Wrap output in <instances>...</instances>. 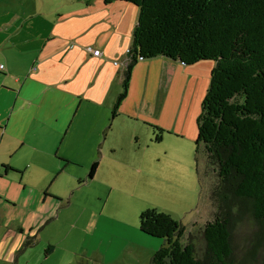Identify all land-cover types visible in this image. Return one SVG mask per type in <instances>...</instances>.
I'll return each instance as SVG.
<instances>
[{
    "label": "crops",
    "instance_id": "obj_1",
    "mask_svg": "<svg viewBox=\"0 0 264 264\" xmlns=\"http://www.w3.org/2000/svg\"><path fill=\"white\" fill-rule=\"evenodd\" d=\"M64 1L49 13L0 0V264H49L57 220L74 206L72 167L87 171L97 162V176L104 162L89 161L83 149L93 154L113 142L116 126L130 137L140 128L153 133L147 124L199 135L215 63L138 62L115 118L140 11L130 3Z\"/></svg>",
    "mask_w": 264,
    "mask_h": 264
},
{
    "label": "trees",
    "instance_id": "obj_2",
    "mask_svg": "<svg viewBox=\"0 0 264 264\" xmlns=\"http://www.w3.org/2000/svg\"><path fill=\"white\" fill-rule=\"evenodd\" d=\"M101 1L130 3L140 11L115 118L138 62L163 57L186 66L215 63L196 140L197 159L207 160L203 181L217 176L211 191L215 218L203 230L206 251L200 257L192 237L182 243L181 223L150 209L141 215L142 232L166 242L151 264H234L236 212L264 227V0ZM153 127L161 142L164 129Z\"/></svg>",
    "mask_w": 264,
    "mask_h": 264
},
{
    "label": "rangeland",
    "instance_id": "obj_3",
    "mask_svg": "<svg viewBox=\"0 0 264 264\" xmlns=\"http://www.w3.org/2000/svg\"><path fill=\"white\" fill-rule=\"evenodd\" d=\"M15 1L26 12L50 13L60 10L64 0ZM191 115L188 112L185 121L187 130L192 127ZM146 126L153 133L148 128L141 133L140 128L131 137L123 126H116L113 142L99 146L93 154L92 149H83L89 161L104 164L97 176L90 173L95 163L87 171L81 164L72 167L77 174L72 175L77 179H72L69 197L74 206L57 220V252L49 264H151L166 242L142 232L141 215L150 209L181 223L186 228L182 243L187 245L192 237L203 256V230L215 218L211 191L217 176L213 173L203 181L207 160L197 159V139L189 133L181 136L164 130L162 141L157 142L154 125ZM236 213L233 263L264 264V227L250 214Z\"/></svg>",
    "mask_w": 264,
    "mask_h": 264
},
{
    "label": "built area",
    "instance_id": "obj_4",
    "mask_svg": "<svg viewBox=\"0 0 264 264\" xmlns=\"http://www.w3.org/2000/svg\"><path fill=\"white\" fill-rule=\"evenodd\" d=\"M91 52H93V54L97 57H100L102 56V53L100 50H93V49H90ZM130 50L128 51V54H129ZM1 70H4V66H1L0 68Z\"/></svg>",
    "mask_w": 264,
    "mask_h": 264
}]
</instances>
